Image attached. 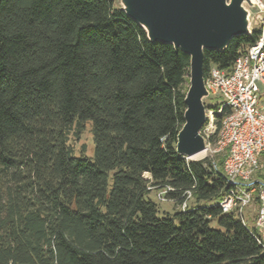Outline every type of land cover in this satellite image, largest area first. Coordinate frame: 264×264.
Instances as JSON below:
<instances>
[{"label":"trees","instance_id":"16d2710c","mask_svg":"<svg viewBox=\"0 0 264 264\" xmlns=\"http://www.w3.org/2000/svg\"><path fill=\"white\" fill-rule=\"evenodd\" d=\"M262 34L205 50V79ZM189 70L120 0H0V264H264L251 228L219 206L225 155L176 151ZM86 122L92 158L70 143ZM167 186L179 206L192 192L186 211L158 215L149 194Z\"/></svg>","mask_w":264,"mask_h":264},{"label":"built area","instance_id":"2783aa9c","mask_svg":"<svg viewBox=\"0 0 264 264\" xmlns=\"http://www.w3.org/2000/svg\"><path fill=\"white\" fill-rule=\"evenodd\" d=\"M254 7L264 9L262 0H252ZM249 11L251 26V6L245 1ZM252 29V28H251ZM260 40L236 59L233 69L226 72L216 66L210 69L205 79L208 95L222 97L219 109H209L208 116L221 114L224 108L229 112L221 120V128L213 153L225 155L223 172L226 177V190L219 202L222 212L240 216L249 226L259 244L264 249V180L255 177L260 169V154L264 152V102L259 105L258 95L261 84L264 87V20ZM253 30V29H252ZM214 124V119L212 120ZM207 146L206 149H208ZM149 176V175H147ZM170 186L158 191L161 201H166ZM258 196V208L254 226L245 218V210ZM192 192L187 191L180 209L186 211Z\"/></svg>","mask_w":264,"mask_h":264},{"label":"water","instance_id":"95a60500","mask_svg":"<svg viewBox=\"0 0 264 264\" xmlns=\"http://www.w3.org/2000/svg\"><path fill=\"white\" fill-rule=\"evenodd\" d=\"M245 1L255 6L252 0H121L151 41L173 44L190 56L185 123L176 144L177 153L187 158L207 148L204 51L224 50L233 37L252 32Z\"/></svg>","mask_w":264,"mask_h":264},{"label":"rangeland","instance_id":"374dc122","mask_svg":"<svg viewBox=\"0 0 264 264\" xmlns=\"http://www.w3.org/2000/svg\"><path fill=\"white\" fill-rule=\"evenodd\" d=\"M262 2L264 4V0H262ZM120 4H121V0H120ZM251 14H252V18H251L250 28L254 29L261 27L264 20V9L260 7H253L251 8ZM186 85L189 87V81ZM259 86H260V92L258 95V99H259V105H261L262 102H264V87L261 84H259ZM222 100L223 99L221 96L210 94L206 98H204V103L207 107V110L209 111V108H215L218 104L222 103ZM213 119H214V124H212ZM208 122L209 123L206 124L202 133L206 138V144L207 146H209V148L204 151L203 156L189 157L188 158L189 160H202L206 157H213L218 154V153L217 154L213 153L212 151L213 147L215 146V143L209 142V137L213 135L216 129L215 117L209 115ZM70 143L75 149V153L77 155H80L83 150V147H85V154L88 157L92 158L94 155L95 142H94L91 122H86L84 124L83 131L79 138L76 137L73 129L70 133ZM260 163H261V167L259 170L263 169L264 172V158H262ZM149 197L158 204L159 216H163L165 212L174 213L175 210L180 209V206L178 204H175L171 200L161 201L158 198L156 191L151 192L149 194ZM257 208H258V204L251 203L250 206L247 207L245 210V218L250 226L253 225V221L248 218V214L250 213L251 215H255L257 213ZM212 226L217 228L218 225L215 222H212Z\"/></svg>","mask_w":264,"mask_h":264},{"label":"bare ground","instance_id":"6f19581e","mask_svg":"<svg viewBox=\"0 0 264 264\" xmlns=\"http://www.w3.org/2000/svg\"><path fill=\"white\" fill-rule=\"evenodd\" d=\"M204 151H205V150H203V151H201V152H199V153H196V154L193 155L192 157H200V156H203Z\"/></svg>","mask_w":264,"mask_h":264}]
</instances>
